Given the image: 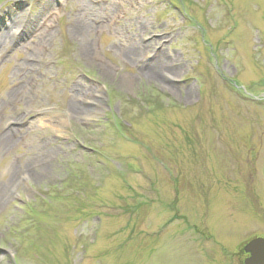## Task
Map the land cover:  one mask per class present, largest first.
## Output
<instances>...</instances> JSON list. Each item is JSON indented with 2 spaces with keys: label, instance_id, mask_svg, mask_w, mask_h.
<instances>
[{
  "label": "rangeland",
  "instance_id": "obj_1",
  "mask_svg": "<svg viewBox=\"0 0 264 264\" xmlns=\"http://www.w3.org/2000/svg\"><path fill=\"white\" fill-rule=\"evenodd\" d=\"M0 41V264H241L264 237V0H0Z\"/></svg>",
  "mask_w": 264,
  "mask_h": 264
},
{
  "label": "bare ground",
  "instance_id": "obj_2",
  "mask_svg": "<svg viewBox=\"0 0 264 264\" xmlns=\"http://www.w3.org/2000/svg\"><path fill=\"white\" fill-rule=\"evenodd\" d=\"M23 23V22H22ZM25 32V31H24ZM23 32L20 31L19 27L17 28V30L14 32V35H22ZM25 34V33H24ZM45 34H47V37H49L51 35V33H49L47 30L45 32ZM17 37V36H16ZM1 42V41H0ZM161 62H163V60H161L160 62H158V65H161ZM90 96V93L88 90L85 89H78L75 90L73 93V96L71 98V102L69 105V109L73 114H82V110H83V106H86V103L88 101V97ZM13 129L9 130L8 132H6V134H4L1 139H0V143L4 146L5 144L7 145L8 143H10L12 141L13 138H15L14 134L12 133ZM12 133V134H11ZM1 195V194H0Z\"/></svg>",
  "mask_w": 264,
  "mask_h": 264
},
{
  "label": "water",
  "instance_id": "obj_3",
  "mask_svg": "<svg viewBox=\"0 0 264 264\" xmlns=\"http://www.w3.org/2000/svg\"><path fill=\"white\" fill-rule=\"evenodd\" d=\"M244 249L247 254H250L245 264H264V238L258 237L251 240Z\"/></svg>",
  "mask_w": 264,
  "mask_h": 264
},
{
  "label": "flooded vegetation",
  "instance_id": "obj_4",
  "mask_svg": "<svg viewBox=\"0 0 264 264\" xmlns=\"http://www.w3.org/2000/svg\"><path fill=\"white\" fill-rule=\"evenodd\" d=\"M258 237H261V238H264V237H262L261 235H258V236H256V237H252V238H250L249 240H248V242H250L251 240H254V239H256V238H258ZM248 242H246L245 243V245L243 246V254H242V257H241V264H245V261L250 257V254H247L246 252H245V249H244V247L248 244Z\"/></svg>",
  "mask_w": 264,
  "mask_h": 264
}]
</instances>
